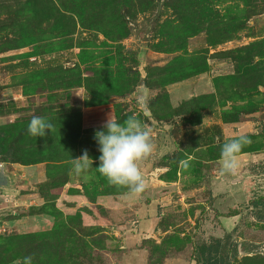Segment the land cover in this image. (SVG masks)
Segmentation results:
<instances>
[{
	"label": "rangeland",
	"instance_id": "obj_1",
	"mask_svg": "<svg viewBox=\"0 0 264 264\" xmlns=\"http://www.w3.org/2000/svg\"><path fill=\"white\" fill-rule=\"evenodd\" d=\"M149 2L151 7L143 10L145 0H0V90L3 98L10 97L0 103V128L18 133V157L35 160L29 166L8 164L2 153L0 163L15 164L19 175L28 167L26 177L33 173L36 182L28 188L26 177L12 179V191L2 189L0 241L5 236L44 232L51 235L48 239L55 237L40 243L38 236L33 243L11 238L10 249L18 258L25 252L28 256L40 252L58 259L59 245L69 254L64 255L67 264H196V248L220 239L227 250L232 249L227 258L232 264H264V221L254 216L251 207V201L264 196V101L259 111L240 122L225 123L224 111L250 101L239 95L230 101L226 91L220 93L215 86L216 78L233 75L237 69L236 62L222 54L264 41V0L252 7L240 0L200 5L205 31L187 36V41L182 40L187 48L171 52L157 48L168 43L169 30H176L181 18L168 0ZM229 16L237 20L229 22ZM234 21L244 22L245 28L233 39L211 45L209 38ZM197 56L206 59L207 72L193 76L184 70L162 72L166 67L178 68L174 64L178 57ZM152 68L155 84L158 79L172 83L148 87L145 81L152 82L148 76ZM141 92L149 97L146 111L137 104ZM212 94L215 101L194 106L196 98ZM159 95L156 106L153 100ZM252 99L264 100V88ZM151 107L166 119L157 120ZM109 113L121 123L136 114L152 130L153 152L139 164L147 185L139 196L110 185L96 170L101 153L94 136L106 131L103 125ZM33 115L52 123V133L30 136L27 128ZM240 135L251 143L238 155L237 174H223L221 146ZM6 149V144L0 146V153ZM84 149L94 161L93 168L76 175L70 171L72 159ZM185 160L187 169L181 164ZM221 178L229 187H220L218 192L225 198L217 205L212 196L216 182H224ZM45 183L49 189L42 194ZM30 189L40 200L33 207L16 208V190L25 194ZM232 210L239 217L227 221L224 216ZM36 215L49 217V226L26 233V227L18 232L17 225L7 223L14 217L25 220ZM50 246L55 247L46 250ZM32 264L36 263L32 260Z\"/></svg>",
	"mask_w": 264,
	"mask_h": 264
},
{
	"label": "trees",
	"instance_id": "obj_2",
	"mask_svg": "<svg viewBox=\"0 0 264 264\" xmlns=\"http://www.w3.org/2000/svg\"><path fill=\"white\" fill-rule=\"evenodd\" d=\"M208 1L211 2L212 0H168L167 5L172 7L174 12H176L175 14L181 18V22H180L181 24L178 27H176V30H169L168 34H172V35H169L168 43H161L160 47L157 48V51L171 52L178 49L187 48L186 46L187 36L191 37L192 35H196V34H200L201 32H204L205 30L202 31V29H204V26L202 27V25L206 23V20H204V18L201 16L200 12L198 11V7L204 3L207 4ZM240 1H244L247 7L249 6L252 7L254 3H256L257 1L262 2V0H240ZM150 4L151 2H149V0H145L144 6L143 4H141L142 9L143 10L149 9L151 7ZM233 20H237V19H234L233 16L228 17L229 22H232ZM84 24L87 25V22H84ZM244 28H245L244 22L238 23L237 21H234L233 23H230L228 26L220 27L217 31L216 34L217 36L209 38V41L211 45H216V44L218 45L222 42L233 39L235 34L238 31L243 30ZM103 30H106L105 27L103 28ZM126 33H128V31ZM182 40H186L184 46L182 45ZM222 55H224L225 58L232 59L234 62H236L237 69H235V73L233 75L216 78L215 79L216 88L220 91V93H221V89H224V91H226L225 95H227L230 101L235 100L234 98L235 95H239L242 101H245V99H248L250 101V102H246V104L242 106L234 105L230 110L223 112L222 120L225 123H238L241 121L243 116L251 115L252 113L259 111V107L264 101L263 99L259 101L252 99L255 94L259 93L260 87L264 88V62H260L259 60V59H264V41L261 42L255 41L252 44H249L236 51H230ZM256 58H259L258 62L255 61ZM174 61H175L174 64H176L178 68H175L174 65L173 68L170 67L163 68L162 72L167 73V70L170 71L171 69H174V71L171 73L177 74L178 72L184 70L185 73H187L189 76H193L196 74L207 72L208 70L206 65V59L204 57H198V56L190 57L189 60L183 59L182 57H178ZM187 74L185 75L187 76ZM148 76H149V80H152L151 79L152 76L156 77L153 68L151 70H148ZM158 81L159 82H157V84H155L153 80L152 82L146 80L145 83L148 84V87L152 89H156L160 87L164 88L166 85L172 83L171 80H165V79L162 80L158 79ZM160 98L161 95H159L155 100H153V103L156 104V106L159 103L157 102V100H159ZM215 99L216 96H214L213 94L204 95L196 98L194 100L195 102L193 103L194 106L197 108V102H203L208 100L215 101ZM152 112L157 120L164 121L166 119V115L161 114L156 107L152 108ZM23 136L24 133L20 134V137ZM19 140L20 138L18 133L15 135L11 131V129L0 128V146L3 147V145L5 144L7 145V149L4 150V152L0 153V154L5 153V155L2 158V161L8 164L18 162L25 166L32 165V163L35 160H30V159L26 160L16 155V151L19 145L18 144ZM47 183H45L44 186L42 185L41 188L42 194H44L45 191L49 189ZM251 207L254 210V216L258 220L264 221V196H260L254 199L253 201H251ZM238 214L239 213L236 211H231L228 215H226V217H232ZM63 227H67L66 224H64ZM34 236L39 237L36 238L39 243L40 241L46 242L47 240L50 241L51 239L55 238L52 235V238L48 239V237L51 236L48 232L38 233V234H27L23 236H5L0 241V264H16V262L19 261V259L23 260L24 257L29 255L27 252H25L24 254L19 255L18 258L17 254H15L16 250L10 249L9 241L11 240V238L17 237L16 239L18 240H23L25 238H28L30 240V243L31 241L33 243L32 238H34ZM228 236L230 238V235ZM59 241L61 242L63 240L60 239ZM54 247L55 246H50L46 250L53 249ZM55 251L58 259H53L49 255L43 257L40 254V252H38L39 253L38 255L33 254L30 256L33 258V262L36 264H39L40 260L45 261L44 262L45 264H67L66 258L69 256V254L64 250L63 246L57 245ZM230 251H232V249L230 248L227 250V244H225V241H222L220 239L214 240L210 244H204L196 248V250L194 251V261L196 262V264H232V261L228 260L230 259L229 258ZM233 251L234 253H237L238 248L235 247ZM11 254L12 255L14 254L15 257H12ZM64 255L67 257L65 258Z\"/></svg>",
	"mask_w": 264,
	"mask_h": 264
},
{
	"label": "clouds",
	"instance_id": "obj_3",
	"mask_svg": "<svg viewBox=\"0 0 264 264\" xmlns=\"http://www.w3.org/2000/svg\"><path fill=\"white\" fill-rule=\"evenodd\" d=\"M137 104L141 110H147L149 97L141 92L137 97ZM54 125L44 117L33 115L28 124V134L34 138L45 137L52 133ZM104 130L95 132L94 139L98 144L99 166L96 170L107 179L108 183L118 188L128 189V195L139 196L146 190V182L139 164L148 158L154 149L151 129L143 123L136 114L129 116L122 123L117 121L113 113L103 125ZM251 141L245 135L232 138L223 143L220 149L221 171L226 175H236L238 172V155ZM94 161L89 156L87 149L82 154L72 159V169L76 175L87 173L92 169ZM187 169L189 162L181 161ZM33 258L26 256L22 264H32ZM19 264V262H18Z\"/></svg>",
	"mask_w": 264,
	"mask_h": 264
},
{
	"label": "crops",
	"instance_id": "obj_4",
	"mask_svg": "<svg viewBox=\"0 0 264 264\" xmlns=\"http://www.w3.org/2000/svg\"><path fill=\"white\" fill-rule=\"evenodd\" d=\"M7 95H10V94H7ZM4 96H5V94L3 93V91L0 90V103H4V102L8 101L7 99L10 98L9 96H7V98H3ZM7 165L8 164L4 165V163H0V166H1L0 167V176L5 181L4 182L1 179L4 182V186L3 187H0V193L1 194H3V192H4L2 189H9L10 191H12L11 188L14 187L12 185V182H13L12 179L13 180H16V181H19V180L22 181V179L24 177H26V173L25 172L28 171L27 170L28 167L25 168L23 166L25 168V171L22 173V175H19L20 173H18L19 172L18 166H16L15 164H13L12 166L10 165V167H8ZM21 169H23V168H21ZM33 178H35L34 175H33V173H31V175L29 177H26V181L24 183H26L28 185V188H29V185L31 186V188L33 187L32 186V182H34ZM224 178H221V180H224V182H216L217 190H216V192L212 196L213 199H215L217 205H219L220 201H223V198H225L224 195L223 196H220V193L218 192L219 189H220V187L226 186L225 185L226 182H225V179ZM34 183H36V182H34ZM222 183H224V184H222ZM228 187H229V185H228ZM28 191H30V192L29 193H25V194L24 193L21 194V192L19 190H16V192L18 193L17 195L14 194V197H15L14 198V201H16V205H15L16 208H20L21 206H26V208L33 207V205H36L35 203L40 200L39 197H38V195L35 194V192L33 190L30 189ZM5 193H7V192H5ZM0 199H1V195H0ZM25 201H26V203H25ZM2 204H3V202L0 200V211H2ZM232 211H234V210H232ZM236 217H239V214L238 215H235V216H232V217H226V216H224V218H226L227 221H228V219L231 220V219H235ZM22 220L23 219H19L18 217L17 218L14 217L12 219L7 220V223L10 222L11 225H14V226L17 225L16 227H17L18 232H20L19 231L20 228L26 227L28 229L26 233L33 232V231H36V230H40L39 228L44 227L45 225L49 226V224L51 223L49 217H47L45 215H36V216H32V217L31 216H28V218H26L25 220H23V222H22ZM24 223H28V224L25 225ZM227 223L229 225H231V222H227ZM0 226H3L4 227V224L1 221H0ZM41 229H44V228H41Z\"/></svg>",
	"mask_w": 264,
	"mask_h": 264
}]
</instances>
